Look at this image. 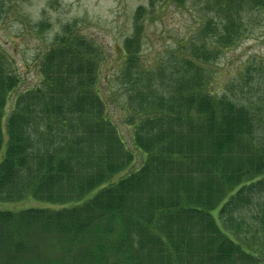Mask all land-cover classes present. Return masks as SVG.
Masks as SVG:
<instances>
[{
	"label": "trees",
	"instance_id": "obj_1",
	"mask_svg": "<svg viewBox=\"0 0 264 264\" xmlns=\"http://www.w3.org/2000/svg\"><path fill=\"white\" fill-rule=\"evenodd\" d=\"M258 7L205 0L196 35L146 67L138 6L116 61L120 120L100 88L107 55L77 22L37 55L39 80L8 113L20 78L0 52V201L61 203L0 209V264H264V94L216 95L198 63L237 43ZM118 121L144 155L130 172Z\"/></svg>",
	"mask_w": 264,
	"mask_h": 264
},
{
	"label": "rangeland",
	"instance_id": "obj_2",
	"mask_svg": "<svg viewBox=\"0 0 264 264\" xmlns=\"http://www.w3.org/2000/svg\"><path fill=\"white\" fill-rule=\"evenodd\" d=\"M1 1L4 10L0 12V52L13 63L20 78L16 90L8 97L7 113L16 94L38 82L35 59L66 23L77 22L82 33L106 53L100 88L108 96L110 116L120 120L125 89L117 75L119 63L116 61L122 57L124 40L133 33L137 7H144L140 46L146 67L156 66L184 37L195 36L201 24L212 15L203 8L205 0H164L162 5V0ZM251 11L243 13V17L248 14L250 25L247 23L248 29L246 27L237 43L227 48L215 43L218 49L215 57L198 61L207 74L208 88L235 102L246 98L252 101L264 94V7ZM41 21H46L48 28L41 30L36 26ZM117 125L126 147L134 156L128 168L130 172L140 167L144 155L133 146L128 125L120 121ZM30 206L56 208L61 203L49 204L30 195L20 200L0 201V209L19 210ZM244 213L248 217L251 211Z\"/></svg>",
	"mask_w": 264,
	"mask_h": 264
}]
</instances>
